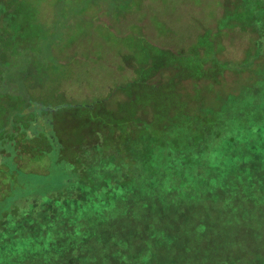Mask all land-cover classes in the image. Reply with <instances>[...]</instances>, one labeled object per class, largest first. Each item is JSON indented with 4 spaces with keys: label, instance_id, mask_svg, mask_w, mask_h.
<instances>
[{
    "label": "trees",
    "instance_id": "obj_1",
    "mask_svg": "<svg viewBox=\"0 0 264 264\" xmlns=\"http://www.w3.org/2000/svg\"><path fill=\"white\" fill-rule=\"evenodd\" d=\"M205 17L80 60L0 0V264H264V0Z\"/></svg>",
    "mask_w": 264,
    "mask_h": 264
},
{
    "label": "rangeland",
    "instance_id": "obj_2",
    "mask_svg": "<svg viewBox=\"0 0 264 264\" xmlns=\"http://www.w3.org/2000/svg\"><path fill=\"white\" fill-rule=\"evenodd\" d=\"M41 10L44 24L61 28V50L73 47L69 58L80 60L120 59L130 53L133 39L130 33L138 30L136 19H147L145 26L163 29L165 45H187V31L206 23L205 10L209 0H67L62 11L61 0H32ZM100 3L99 10L95 2ZM150 3V4H149ZM194 3L196 9L191 10ZM71 9V10H70ZM120 9V10H118ZM98 11V12H97ZM111 25V26H110ZM113 27V29L111 28ZM130 29V32H126ZM159 43L161 41L158 40ZM185 54V53H184ZM161 254L160 264H186L182 251ZM175 258H178L175 260Z\"/></svg>",
    "mask_w": 264,
    "mask_h": 264
}]
</instances>
